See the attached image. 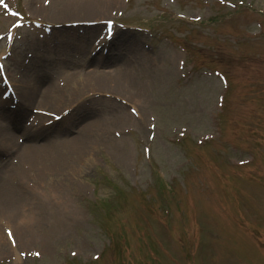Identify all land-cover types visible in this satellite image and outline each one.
Wrapping results in <instances>:
<instances>
[{
  "label": "rangeland",
  "instance_id": "1",
  "mask_svg": "<svg viewBox=\"0 0 264 264\" xmlns=\"http://www.w3.org/2000/svg\"><path fill=\"white\" fill-rule=\"evenodd\" d=\"M26 2L0 0V69L17 78L16 62L32 53L27 37L45 32L34 23L14 31L13 56L6 59L12 42L3 33L12 14H26ZM122 2L104 21L115 22V34L129 31L139 39L148 52L146 66L166 73L150 85L154 106L146 116L154 132L125 133L127 160L96 143L76 169L43 164L44 182L58 183L81 219L50 254L24 247L0 254V264H264V150L254 152L257 167L229 159L245 157L232 153L231 144L251 151L264 138V0ZM97 22L65 25L61 34L98 37L106 24ZM92 100H101L107 112L130 110L108 95ZM96 108L32 131L35 146L60 144L66 131L73 136L68 126L81 128ZM17 130L11 136L23 141ZM4 159L0 151V181L12 175Z\"/></svg>",
  "mask_w": 264,
  "mask_h": 264
},
{
  "label": "bare ground",
  "instance_id": "2",
  "mask_svg": "<svg viewBox=\"0 0 264 264\" xmlns=\"http://www.w3.org/2000/svg\"><path fill=\"white\" fill-rule=\"evenodd\" d=\"M122 4V0L26 2L29 16L42 18L51 25L105 20L118 12ZM12 20V24L16 25L17 19L12 18L7 29L12 27ZM127 32H118L110 41L104 36L101 42L91 46L94 47L91 50L86 42L88 50L81 42L61 38L65 51H74L85 62V73L70 75L78 68L69 52L62 53L61 62L56 68L58 70H46L51 64L50 51L63 45L42 46L38 61H31L28 65L23 60L18 63V69L22 70L17 81L20 85L15 91L18 100L14 104L18 105L13 111H20L25 116L33 109L36 115H30V125L23 129L24 136L30 141L26 144H20L11 136L12 128L0 122V151L5 154L3 161L12 174V182L9 179L0 181L1 255L17 254L24 247L50 254L60 239L70 236L71 230L81 219V213L73 209L67 195L61 193L58 183L44 182L46 177L42 174H47L44 169L48 167L44 168L43 164L50 165L53 170H60L66 164L76 169L79 157L96 143L112 147L127 160L130 149L125 133L132 128L144 135L154 132L153 122L146 116V111L154 106L149 103L150 85L154 80L160 83L166 73L162 69L154 70L146 66L148 52L141 49L139 39L131 38ZM109 44L115 46L112 54H108L111 50ZM90 51L94 54H90ZM11 80L16 82L13 76ZM95 95L120 98L132 104L133 110L130 112L120 106L107 112L101 100L87 101ZM85 101L89 106L81 107ZM96 104L104 107V110L96 108ZM68 107H73L69 112L72 114L80 110L84 112L88 107L97 110L91 111L90 116L86 117V124L75 131L71 138L67 137V132H63L61 135L66 139L60 140V144L46 142L41 148L37 144L35 146L34 141L30 140L33 127L44 131L50 127L45 125L47 114L56 115Z\"/></svg>",
  "mask_w": 264,
  "mask_h": 264
}]
</instances>
